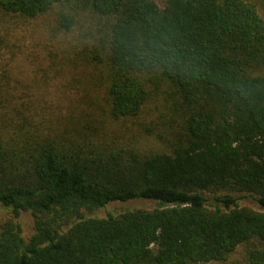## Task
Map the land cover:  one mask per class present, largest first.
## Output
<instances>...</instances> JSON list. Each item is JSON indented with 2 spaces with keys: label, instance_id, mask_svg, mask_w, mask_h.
I'll use <instances>...</instances> for the list:
<instances>
[{
  "label": "trees",
  "instance_id": "obj_1",
  "mask_svg": "<svg viewBox=\"0 0 264 264\" xmlns=\"http://www.w3.org/2000/svg\"><path fill=\"white\" fill-rule=\"evenodd\" d=\"M58 6L63 32L78 12L87 15L80 56L103 89L104 116L138 120L139 133L166 149L143 150L106 119L86 120L88 112L54 122L29 88L2 75L0 208L10 218L0 223V264L226 263L240 247L248 264H264L252 245H264V19L256 6L0 0V28L7 16L34 19ZM138 201L154 206L95 216ZM26 212L34 219L27 241L17 221Z\"/></svg>",
  "mask_w": 264,
  "mask_h": 264
},
{
  "label": "rangeland",
  "instance_id": "obj_2",
  "mask_svg": "<svg viewBox=\"0 0 264 264\" xmlns=\"http://www.w3.org/2000/svg\"><path fill=\"white\" fill-rule=\"evenodd\" d=\"M244 1L254 4L264 19V0ZM60 9L59 6L55 7L34 19L20 16H7L3 19L0 28V77L6 74L10 79V87L16 90L29 88L44 111L42 115L54 122L72 115L79 117V113L88 112L89 117H86V120L93 117L104 118L106 125H111V129L124 130L127 138L136 136L141 149L165 151L164 143L153 138H144L139 133L138 120L116 123L109 122L107 116H104L101 109L104 106L103 89L99 90L93 66L85 64L80 56V35L84 31L82 28L88 23L87 15L78 12L77 25L72 31L63 32L58 30L56 25V13ZM157 107L155 101L150 103L141 120L146 123L152 120L158 112ZM207 196L211 197L210 194ZM238 205L259 211L250 199L238 200ZM153 206L142 201L115 203L96 212L95 216L116 215L128 208L149 209ZM9 218V212L0 208V223ZM17 221L21 226L22 238L27 241L34 234V219L26 212L22 213ZM252 245L264 251L263 244L253 241ZM246 248H238L226 263L211 264H248Z\"/></svg>",
  "mask_w": 264,
  "mask_h": 264
}]
</instances>
